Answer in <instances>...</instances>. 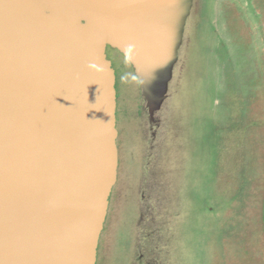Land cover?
<instances>
[{
	"label": "rangeland",
	"instance_id": "1",
	"mask_svg": "<svg viewBox=\"0 0 264 264\" xmlns=\"http://www.w3.org/2000/svg\"><path fill=\"white\" fill-rule=\"evenodd\" d=\"M181 1L171 74L148 96L122 52L104 53L118 171L95 264H264V0ZM38 17L87 37L86 19Z\"/></svg>",
	"mask_w": 264,
	"mask_h": 264
},
{
	"label": "water",
	"instance_id": "2",
	"mask_svg": "<svg viewBox=\"0 0 264 264\" xmlns=\"http://www.w3.org/2000/svg\"><path fill=\"white\" fill-rule=\"evenodd\" d=\"M181 2L0 0V264H95L118 171L104 50L124 54L148 96L171 74L166 40L176 14L178 26L189 14ZM51 7L86 19V39L38 17Z\"/></svg>",
	"mask_w": 264,
	"mask_h": 264
},
{
	"label": "bare ground",
	"instance_id": "3",
	"mask_svg": "<svg viewBox=\"0 0 264 264\" xmlns=\"http://www.w3.org/2000/svg\"><path fill=\"white\" fill-rule=\"evenodd\" d=\"M80 34V33H79ZM84 34V33H83ZM81 35V34H80ZM83 37V36H82ZM60 39H62V41L66 42L67 44L69 45H72V46H76V48H79V45H81V47L83 46V44L80 42V41H76V40H73V39H70L69 37H60ZM85 39V38H84ZM86 44V43H85ZM87 46H89L88 44H86ZM80 47V48H81ZM93 49V48H92ZM94 50V49H93ZM96 52L100 53L99 50L95 49ZM101 54V53H100ZM104 56V55H103ZM109 57V56H108ZM111 59V58H110ZM114 79V78H113ZM117 110V109H116ZM98 246H99V240H98V243H97V250H96V259H97V255H98Z\"/></svg>",
	"mask_w": 264,
	"mask_h": 264
},
{
	"label": "flooded vegetation",
	"instance_id": "4",
	"mask_svg": "<svg viewBox=\"0 0 264 264\" xmlns=\"http://www.w3.org/2000/svg\"><path fill=\"white\" fill-rule=\"evenodd\" d=\"M106 48H107V47H106ZM93 49H97V50H98V48H93ZM118 52H119V51H118ZM100 53H101V49H100ZM104 53H106V50L104 51ZM102 54H103V53H102ZM112 66H113V67H112V70H113V78L115 79V76H114V69H113V68H114L113 62H112ZM115 73H116V72H115ZM142 256H143V254H141L140 257H138V261H137V262H140V260H142ZM140 264H145V263H144V261H143V262H140ZM149 264H150V263H149Z\"/></svg>",
	"mask_w": 264,
	"mask_h": 264
}]
</instances>
